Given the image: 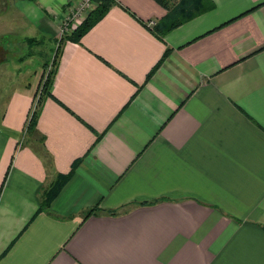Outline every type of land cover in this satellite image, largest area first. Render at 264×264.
I'll list each match as a JSON object with an SVG mask.
<instances>
[{
	"label": "crops",
	"instance_id": "0c3cea01",
	"mask_svg": "<svg viewBox=\"0 0 264 264\" xmlns=\"http://www.w3.org/2000/svg\"><path fill=\"white\" fill-rule=\"evenodd\" d=\"M26 1V22L58 40L78 0ZM211 1L160 39L149 22L164 8L118 0L63 40L51 86L63 105L46 98L31 132L43 73L10 90L0 264H264V0Z\"/></svg>",
	"mask_w": 264,
	"mask_h": 264
},
{
	"label": "trees",
	"instance_id": "16d2710c",
	"mask_svg": "<svg viewBox=\"0 0 264 264\" xmlns=\"http://www.w3.org/2000/svg\"><path fill=\"white\" fill-rule=\"evenodd\" d=\"M36 1V0H30ZM158 5L166 10V13L162 18H160L156 23H154L150 30L154 32V34L162 39L163 36L173 30L174 28L182 25L183 23L189 21L190 19L211 10L214 7V4L211 0H153ZM93 7L88 10L87 14L82 18L79 24H77L70 33L61 36L56 42L58 43L57 49L54 52V56L52 58L53 68L49 69L47 72L43 73L38 85V88L34 94L31 108L28 112L25 130L31 132L35 129L37 118L40 114V110L43 104V101L51 97L55 101L61 103L51 92V86L56 73V65L60 52L61 42L63 40H69L72 42H80L81 37L94 26L100 19L104 17V15L108 12V10L113 5H119L118 0H92ZM129 13L133 15L128 8L124 7ZM25 41L28 44H33L34 42H38V39L35 37H25ZM170 49L166 48L163 52L161 59L157 62V64L152 68V70L147 74L146 80H148L153 73V71L158 67V65L167 57ZM43 68L48 66V62H44ZM100 134H98V138ZM79 160H76L72 163L71 169L69 172L65 174H59L57 178L50 183L47 189L43 191L42 200L40 201L38 212L49 207L52 200L59 193L60 189L64 186V184L69 180V178L74 173V170L78 164ZM1 191V188H0ZM98 208L93 207L88 209L84 213V218L89 217L90 215L98 214ZM109 213L114 214V211H109Z\"/></svg>",
	"mask_w": 264,
	"mask_h": 264
},
{
	"label": "rangeland",
	"instance_id": "374dc122",
	"mask_svg": "<svg viewBox=\"0 0 264 264\" xmlns=\"http://www.w3.org/2000/svg\"><path fill=\"white\" fill-rule=\"evenodd\" d=\"M25 1L0 0V117L8 94L14 86L32 80L37 82L41 73L53 68L52 58L58 45L55 38L39 36L38 31L36 33V29L28 24L23 15L18 12L17 8L25 5ZM32 3L36 4L37 2ZM81 4L82 0H78L75 8ZM92 7L93 3L70 24L73 27L79 24ZM68 16H71L70 12L66 18ZM62 23L64 21L59 24L58 37L70 33L73 29L71 26L72 29L64 30L61 33ZM27 36H36L38 42L31 45L26 43L25 37ZM45 61L48 62V66L44 70L42 64Z\"/></svg>",
	"mask_w": 264,
	"mask_h": 264
},
{
	"label": "built area",
	"instance_id": "2783aa9c",
	"mask_svg": "<svg viewBox=\"0 0 264 264\" xmlns=\"http://www.w3.org/2000/svg\"><path fill=\"white\" fill-rule=\"evenodd\" d=\"M91 3H93L92 0H82V4L72 10L71 16L66 18L67 21H65L66 19L63 20L64 23H62L61 33L64 32V30L72 29V25L70 23L80 17L82 13H84L86 9L90 7ZM149 24L153 25V22L150 21Z\"/></svg>",
	"mask_w": 264,
	"mask_h": 264
}]
</instances>
